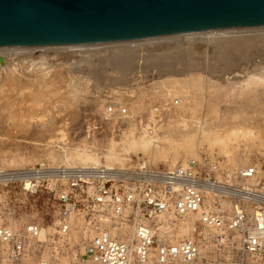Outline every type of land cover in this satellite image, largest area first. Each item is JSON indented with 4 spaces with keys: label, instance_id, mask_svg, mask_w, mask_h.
<instances>
[{
    "label": "rangeland",
    "instance_id": "374dc122",
    "mask_svg": "<svg viewBox=\"0 0 264 264\" xmlns=\"http://www.w3.org/2000/svg\"><path fill=\"white\" fill-rule=\"evenodd\" d=\"M219 29L189 32L198 35L192 41H182L186 33L178 32L137 38L143 40L139 44L125 43L127 47L118 48L129 59L125 70L113 62L117 54L114 43L129 40L0 47L5 51L0 54V169L90 165L79 160V152L97 156L92 164L119 169L134 167L141 159L167 168L173 167L171 158L177 149L176 165L206 158L221 161L233 173L240 167L255 165L258 174L252 183L264 192V41L251 49L248 57L236 61L232 53V59L225 55L220 61L221 54L202 35ZM231 32L224 35L230 36ZM152 37L163 39L160 44L148 45L145 41ZM171 37H182V44L175 46L178 50L172 45L168 52ZM179 50L190 57L187 65H160L157 52L176 55L182 53H177ZM170 96L177 98H170L169 103L153 100L163 97L168 102ZM130 98L139 99L131 105L136 113L105 116L110 103L126 106ZM155 105L165 112L157 117V129L149 132L146 128L154 126L151 114H156ZM182 116L185 123L181 122ZM233 129L237 132L232 133ZM206 130L228 134L226 146L222 149L219 144L202 140ZM146 131L169 136L170 144L163 149L166 154L123 150L126 135L133 132L137 137ZM188 144H194L191 151L184 148ZM110 149L122 158L109 162L106 154ZM60 207L49 190L29 194L19 182L1 183L0 225L23 233L26 224L36 222L46 229V237L27 239L26 252L16 261L8 258L6 246L0 243V264H37L40 259L84 264L88 260L83 255L86 234L77 227L78 220L66 233L60 232ZM129 233L127 229L120 231L122 235ZM209 240L202 239V263L224 264L228 254ZM85 264L93 263L88 260ZM133 264H137L135 259Z\"/></svg>",
    "mask_w": 264,
    "mask_h": 264
},
{
    "label": "built area",
    "instance_id": "2783aa9c",
    "mask_svg": "<svg viewBox=\"0 0 264 264\" xmlns=\"http://www.w3.org/2000/svg\"><path fill=\"white\" fill-rule=\"evenodd\" d=\"M127 113V106L110 103L105 116ZM257 174L255 165L233 173L206 158L167 168L141 159L127 169L101 163L0 169V184L19 182L29 194L53 193L61 206L60 232L78 220L88 239L83 255L93 264H132L125 239H134L137 264H203L202 239L228 254L224 264H264V200L237 192L257 189L252 183ZM125 228L132 236L120 234ZM42 231L36 222L26 224L23 233L0 225V243L16 261L26 252L27 239L40 238Z\"/></svg>",
    "mask_w": 264,
    "mask_h": 264
},
{
    "label": "water",
    "instance_id": "95a60500",
    "mask_svg": "<svg viewBox=\"0 0 264 264\" xmlns=\"http://www.w3.org/2000/svg\"><path fill=\"white\" fill-rule=\"evenodd\" d=\"M264 25V0H0V47Z\"/></svg>",
    "mask_w": 264,
    "mask_h": 264
},
{
    "label": "bare ground",
    "instance_id": "6f19581e",
    "mask_svg": "<svg viewBox=\"0 0 264 264\" xmlns=\"http://www.w3.org/2000/svg\"><path fill=\"white\" fill-rule=\"evenodd\" d=\"M259 27V26H258ZM219 29V28H218ZM209 30V29H208ZM232 31V32H231ZM230 31V29H229V31H227L226 29H222V28H220L219 30H212V31H206V32H202V35L204 34V36L206 37V38H208V40H209V42L208 43H210L211 45H212V47L211 48H214L213 50H215V51H217V53H219V54H221L220 56L216 53V56L218 55L219 57H220V61H221V58H222V56H223V58H225V55H233V54H235V56H232L233 58H235L234 60H238V57H240V58H242V57H244V56H247V54H249L250 52V50L251 49H253V48H255V47H257V45L259 44V43H261L262 41H264V28H253V27H251V28H249V27H245V26H241V27H238V28H236V29H233V30H231ZM189 32H196V31H188V32H185L186 34H184L183 35V38L184 39H182V41H184L185 42V40H187V41H192V40H194L195 38H197L198 37V35H196V34H189ZM222 33V34H220V33ZM227 32V33H226ZM228 32L230 33H233L232 35L230 34V36H226V35H224V34H228ZM246 32H250V33H246ZM188 33V34H187ZM201 35V36H202ZM224 35V36H223ZM200 36V37H201ZM173 38V39H172ZM182 38V37H181ZM181 38H176V37H171V39L169 40V41H171V42H169L168 43V45L167 46H169V45H171V49H166V50H168V52H169V50H170V52H171V50H172V45L175 47V46H177V45H179V44H182V42L180 43V41H181ZM163 38L162 37H152V38H148L145 42L146 43H149L148 45H152V44H156V43H158V41H160L159 42V44L161 43V40H162ZM205 39V38H204ZM141 41H143V40H129V41H125V42H116V43H114L116 46L115 47H117V54H115V56L113 57V62L115 63V65L118 67V68H120L121 70H125V68H127L128 67V65L127 64H129L128 62H129V59L126 57V56H124L121 52H119L120 50L118 49L119 48V46H121V47H127L126 45L127 44H125V43H131V42H135V43H142ZM165 41V40H164ZM168 42V41H167ZM166 42V43H167ZM195 42V41H194ZM186 44H187V46H188V43L186 42ZM96 45V44H95ZM98 45V44H97ZM163 46V45H162ZM152 47V46H151ZM157 47V46H156ZM170 47V46H169ZM185 47V46H184ZM189 47V46H188ZM187 47V48H188ZM158 48V47H157ZM168 48V47H167ZM176 48V47H175ZM186 48V49H187ZM179 48H176V49H173V50H178ZM259 49V48H258ZM153 50V49H152ZM191 50V49H190ZM16 51V50H15ZM14 51V53H17L18 52V49H17V51L15 52ZM164 52V51H163ZM167 52V51H166ZM165 52V53H166ZM175 52H177V51H175ZM179 52H182V53H179ZM185 52V51H184ZM249 52V53H248ZM155 53V52H154ZM158 53V61H159V63H160V65H162V66H174V65H176L177 63H180V64H182V65H184L186 62H188L189 60H187V59H189L190 57H188V55H187V52H185L184 54H183V51L181 50H179L177 53H179V54H176V55H171V54H173V53H161V54H159V52H157ZM190 53H191V51H190ZM233 53V54H232ZM0 54H2V55H4L5 54V51L2 49V48H0ZM155 54L152 56V58L153 57H155V59H156V61H155V59H153L156 63H157V56H156ZM190 56V55H189ZM248 57V56H247ZM166 59L168 60V59H170L171 60V62H167L166 61ZM230 59H232L231 58V56H230ZM229 58H228V60H230ZM169 60V61H170ZM226 60V59H225ZM233 60V61H234ZM223 61V60H222ZM231 62H232V60H231ZM158 63V64H159ZM227 64V63H226ZM185 65H187V63L185 64ZM2 89V88H1ZM177 89V88H176ZM179 89V88H178ZM177 89V90H178ZM181 90V89H180ZM1 91V90H0ZM160 95H161V93H160ZM187 96V95H186ZM188 97V96H187ZM170 98H177V97H173V96H170V97H168V102H166L165 100H164V98L163 97H159V98H156V99H153V100H158V101H162V102H165V103H169L171 100H170ZM136 100H139V99H137V98H135V99H132V98H130V99H128L127 101H126V103H124L128 108H129V111H135V113H136V109H132V107H131V105H133L134 103H135V101ZM175 102V101H174ZM141 103V102H140ZM175 104H177V101L175 102ZM167 105V104H166ZM178 108V107H177ZM153 109L155 110V112H156V114H155V116H152V114H151V106L149 107V112H150V114H151V117H153V120L151 121V123H153L154 124V126H153V130L152 131H154V130H156L157 129V123H158V120H157V117L160 115V114H162L163 112H165V111H163V110H161V111H158V106L157 105H155L154 107H153ZM179 109V108H178ZM129 116V115H128ZM131 116V115H130ZM185 121H186V119L185 118H183V116H182V119H181V122L182 123H185ZM149 128L150 127H148V128H146V130H148L149 131ZM152 131H149V132H152ZM203 131V130H202ZM207 131H211V133H208L207 134ZM212 131H214V130H206L205 131V133L204 134H201V135H203V136H201L202 138V140H205V141H207V142H209V143H216L217 145L219 144V146L218 147H220V148H224L225 146H226V140H227V136H228V134H224V133H222L223 131H221V133L219 132V133H214V132H212ZM231 132L232 133H236L237 132V129L235 130V129H233V130H231ZM169 136H159L158 134H149V133H147V131L146 132H144V133H142V135H139V136H135V134L133 133V132H131L130 134H128V135H126L125 136V138H123L124 140H123V150H126V151H129V150H134V151H138V150H142V151H144V152H153V151H159L160 152V154L161 155H164V154H166V153H164L163 152V149H165L166 147H168V145L170 144V138H168ZM189 139V138H188ZM194 139L192 138V141H193ZM191 141V140H190ZM191 141V142H192ZM196 141H197V139H196ZM198 142V141H197ZM199 142H200V139H199ZM189 143V142H188ZM194 146V144H192V145H190V144H188L186 147H184L186 150H190L191 151V148ZM164 147V148H163ZM179 148H183V147H179ZM183 148V149H184ZM116 149V148H115ZM118 149V148H117ZM79 150V149H78ZM83 150V149H82ZM182 150V149H181ZM81 151V150H80ZM86 152V151H85ZM173 152V151H172ZM164 153V154H163ZM76 154V153H75ZM186 155V154H185ZM77 156L78 157H80V159L79 160H82V162L84 163V164H88L89 162H90V164H92L91 162H96L98 159V157L97 156H94V155H91V154H88V153H81V152H79L78 154H77ZM122 157H121V154H119V153H117L116 151H113V150H111L110 149V151H108V154H106V159L109 161V162H113L114 160H120ZM179 158V152L177 151V149H174V152H173V155H172V158H171V165L172 166H175L176 164H177V159ZM53 159V158H52ZM111 164V163H110ZM108 167H110V169H112V168H114L113 167V165L111 166V165H108ZM10 173H13V172H10ZM244 189L245 188H240L237 192H238V194H240V195H246V196H248L247 194H250V196L252 197V198H257V199H263L264 200V192H261L260 190H258V189H253V190H247V191H244ZM126 229V228H125ZM127 230H129V235H131L132 236V230L131 229H127ZM180 232H184V231H180ZM46 237V229L45 228H43V232H42V236H41V238H45ZM129 244H130V246H131V249H130V258H131V262H132V264H133V262H134V254H133V250H134V246H135V244H134V239H125ZM87 261L88 260H86L85 262L87 263ZM85 262H84V264H85Z\"/></svg>",
    "mask_w": 264,
    "mask_h": 264
}]
</instances>
